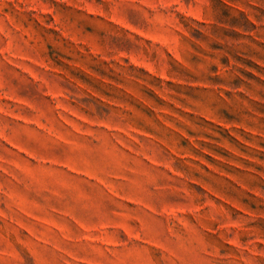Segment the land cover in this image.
Masks as SVG:
<instances>
[{
	"label": "rangeland",
	"instance_id": "obj_1",
	"mask_svg": "<svg viewBox=\"0 0 264 264\" xmlns=\"http://www.w3.org/2000/svg\"><path fill=\"white\" fill-rule=\"evenodd\" d=\"M0 264H264V0H0Z\"/></svg>",
	"mask_w": 264,
	"mask_h": 264
}]
</instances>
